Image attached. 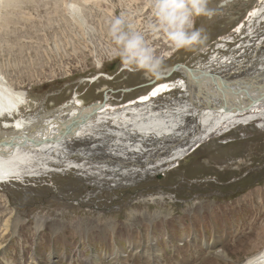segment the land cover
<instances>
[{
  "label": "rangeland",
  "instance_id": "374dc122",
  "mask_svg": "<svg viewBox=\"0 0 264 264\" xmlns=\"http://www.w3.org/2000/svg\"><path fill=\"white\" fill-rule=\"evenodd\" d=\"M69 2L18 0L13 7H0V72L26 96L18 115L0 120L9 123L5 132L19 117L28 121L47 114L50 120L77 101L84 107L106 101L117 108L157 83L179 84L178 73L155 79L109 58L115 46L108 25L121 13L163 59V75L174 64L202 69L214 60L228 63L212 71L227 82L255 80L264 73L257 70L264 63V2L259 0H209L215 14L196 18V27L207 33L206 43L179 51L162 34L148 31L150 0H72L82 18L69 13ZM255 8L258 18L246 22ZM241 24L240 33H234ZM176 95L164 100L184 96ZM188 101L187 94L185 108L193 112ZM157 102L161 109L164 102ZM225 117L212 131L221 130L225 121L236 126H224L222 135H204L195 151L188 144L190 151L172 170L159 166L172 154L183 157L172 153L179 146L168 143L170 138L168 144L157 139L150 156H138L141 144L107 137L96 128L106 143L74 141L59 156L48 155L31 167L40 172L0 184V264L244 262L264 246V121L245 125L248 121ZM260 118L264 112L255 119ZM212 121L201 122L204 127L215 125ZM187 124L193 135V119ZM110 128L120 126L114 122ZM163 144L172 151L163 154ZM123 150L137 151L136 165L119 159L129 155Z\"/></svg>",
  "mask_w": 264,
  "mask_h": 264
},
{
  "label": "bare ground",
  "instance_id": "6f19581e",
  "mask_svg": "<svg viewBox=\"0 0 264 264\" xmlns=\"http://www.w3.org/2000/svg\"><path fill=\"white\" fill-rule=\"evenodd\" d=\"M16 1L18 0H0V7H13ZM259 2L263 3L264 0H259ZM258 14L259 10H256V8L251 10L246 22H248L250 18H258ZM236 31L237 29H235L234 33H236ZM262 58L264 59V57ZM214 61L210 62V65L207 67L202 69L196 68L194 70V75L196 77L200 76L199 79L192 80L185 69L180 67L177 69V71L172 73V75L174 73H178L182 77L180 79L181 81H178L179 84L177 83V80L157 83L149 89L150 92L148 91L142 96L126 101L125 103L120 104L117 108H114L108 104H104V109H102L103 107L99 108L98 111L94 115H91L89 118H87L85 122H80L79 125L81 126L70 130L66 138L63 140H59V135L64 129V125L66 123L65 121L70 118L77 119L78 121L83 119L87 114L90 113L93 105L84 107L79 101H77L76 103H73V105L57 110L59 114L55 116H49L52 117L50 120L45 119L47 114H42L36 119L28 121H25L20 117L15 119L13 121L15 122L13 127L11 126L12 131H0V138L2 137V139L4 138L6 140L13 139L16 143L13 147L0 148V152L2 153L0 154V184L7 182V180L12 181L11 179L14 180L25 176L27 177V175L29 176L34 174L35 171L38 173V168L36 170L35 168L33 169L31 167H33L35 164H38V161H47L45 157L48 155L55 156L56 154L59 156V154H62L63 150H65L64 148H66L67 145L69 146V144L72 145V142L74 141L76 142L77 140H82L85 142H91V139H94L98 143L99 141H104L102 140L104 139L102 137L104 136L103 133L99 136V134L94 131L96 128L99 129V132L105 130V132H107V137L109 135H114L115 137H120L123 141H135V143L137 142L141 144V147H153L152 149L144 150L140 147L138 156L144 155L148 157L152 154V150L156 151L157 146L155 147V144L158 143L156 142L157 139L160 140V143L165 144L177 142V146H179V148L178 150L173 149L175 152L172 153H175V156L179 153H181L179 155L185 156L190 151L188 144H193V146H195L193 148L195 149L192 148V150L195 151L197 149L196 147L200 145L201 142H203L204 135L212 136L220 131L218 129H214L212 131V126L218 127V125L222 123L221 117L223 115L229 117H225L227 120L234 119V121H248V123L246 122L245 125L254 121H264V119L261 118L260 120L255 119L263 116L264 97L259 103L246 112L237 113L236 110L222 109L223 102L226 103L228 108H235L239 106L245 107L249 102V97L243 94L246 90L251 92L253 97H258L261 92H264V73H261L259 77H253L255 80L245 77L242 82H235L234 80L227 82V80L225 81L224 79H221V76L219 77L218 81L213 82L209 78L201 77L202 72L213 74L212 71H214L215 66H219L218 68H225L228 64L226 62H219L218 64H215ZM259 68L257 70L264 69V63ZM172 75L168 76L167 78L169 79ZM163 76L164 77H161L166 78V73ZM178 92L180 94H184V96L178 97L179 99H175L173 102L167 99L164 100L166 96L172 95L173 93L177 94L176 96H178ZM192 93L196 95L195 98L193 97ZM187 94L189 101L191 102V106L193 105L195 107L193 112H189L188 109L185 108L187 103H184V99ZM194 99L197 100L196 103H199L198 105H196L195 101L193 102ZM159 100L164 102V104L162 103L163 106H161V109H159V105H154L158 104L157 101ZM25 103V94L14 91L7 83L3 74L0 72V120H2L4 117L10 119L18 115L20 113V109L25 105ZM156 110H160V112L156 113ZM163 113H165V116ZM159 114H161V116H159ZM206 117L211 119L213 118V121L216 123L215 125H208L211 126L210 132L206 123L204 124V127L207 128L204 129L203 122H201L204 121ZM121 119L122 121L119 122ZM188 119H193V127L191 126L193 135H190V132L187 129ZM114 122H117V124L120 126V128H117L118 131L111 130L110 128V125ZM225 122L226 124H224ZM225 122H223V125L226 127L236 126L231 122ZM234 123L241 124L237 122ZM3 126L5 129H7L9 128V123H4ZM223 128L224 127H222V129ZM88 131H92L91 135H88ZM24 137H29L34 140L51 138L52 141H44L43 143L35 145L29 144L27 141L26 145H22L24 143ZM168 138H170V141L166 143L169 140ZM104 142L106 143V141ZM182 143H185L187 147H183ZM104 146L107 147V145ZM164 149L166 151L163 152V154H166L167 152L170 153L172 151H169V147L165 145ZM130 151L132 152H121L123 155L127 153L129 155H127L128 157L126 156V158L119 157V159L127 160L128 162H132L134 165H136L137 161L135 155L137 154L135 153H137V151ZM113 156L118 158L116 154ZM179 159L180 158L173 159L172 154L168 156L167 159H165V162H162L159 166H167L168 164L167 167H169V162H175ZM119 163L120 162H118V164ZM123 163H125V161ZM250 262L251 264H264V246L260 250L256 251V253L254 252L251 256L247 257L245 261L240 264H250Z\"/></svg>",
  "mask_w": 264,
  "mask_h": 264
},
{
  "label": "clouds",
  "instance_id": "9594fccd",
  "mask_svg": "<svg viewBox=\"0 0 264 264\" xmlns=\"http://www.w3.org/2000/svg\"><path fill=\"white\" fill-rule=\"evenodd\" d=\"M208 4L209 0H150L151 17L147 29L162 34L176 51L194 50L208 39L205 30L196 27V18H211L215 14ZM67 8L70 14L82 18L79 6L72 0ZM108 36L115 46L109 58H119L121 66L127 71H139L148 77L161 78L163 59L149 46L145 33L129 22L125 14L121 13L110 20Z\"/></svg>",
  "mask_w": 264,
  "mask_h": 264
},
{
  "label": "water",
  "instance_id": "95a60500",
  "mask_svg": "<svg viewBox=\"0 0 264 264\" xmlns=\"http://www.w3.org/2000/svg\"><path fill=\"white\" fill-rule=\"evenodd\" d=\"M180 67L185 69V71L189 74V76H190V78L192 80H196V79L200 78V76L196 77L194 75V70L195 69H192V68H190L188 66H185V65H182V64H174L172 67H170L168 72H166V78L168 76L172 75V73L177 71V69L180 68ZM162 77H164V76L162 75ZM201 77L209 78L213 82H216V81L219 80V77H221V76L217 75V74L215 75V74H211V73H207V72H202ZM162 79H164V78H162ZM221 79H224L226 81V79L223 78V77H221ZM153 82L154 81L150 82V84L153 83ZM243 94L245 96L249 97V102H248V104L245 107L239 106V107H235V108H228L226 103L223 102L222 109H224V110H226V109H228V110H236L237 113L246 112V111H249L252 107H254L257 103H259L262 100V98L264 97V92H261L258 97H253L251 95V92H249L248 90H246ZM104 104H106V101L103 104H94L92 110L90 111V113L87 114L83 119H81L79 121L77 119H72V118L66 120L65 121L66 123L64 125V129H63L62 133L59 135V140H63L64 138H66V136L68 135L70 130H73V129L81 126V125H79L80 122H85L86 119L89 118L91 115H94L98 111L99 108L103 107L102 109H104ZM4 130H5V127L1 123L0 124V131H4ZM3 139H2V137L0 138V148L1 147H13L16 144L13 139H9V140H6V139L3 140ZM23 140H24V143L22 145H26L27 141H28L29 144H33V145L39 144V143H43L44 141H46V142H51L52 141L51 138L34 140V139L29 138V137H24ZM0 154H2V153L0 152Z\"/></svg>",
  "mask_w": 264,
  "mask_h": 264
},
{
  "label": "built area",
  "instance_id": "2783aa9c",
  "mask_svg": "<svg viewBox=\"0 0 264 264\" xmlns=\"http://www.w3.org/2000/svg\"><path fill=\"white\" fill-rule=\"evenodd\" d=\"M248 15H249V14H248ZM241 26H243V25L241 24ZM241 26L237 27V30H238Z\"/></svg>",
  "mask_w": 264,
  "mask_h": 264
},
{
  "label": "flooded vegetation",
  "instance_id": "af4514ba",
  "mask_svg": "<svg viewBox=\"0 0 264 264\" xmlns=\"http://www.w3.org/2000/svg\"><path fill=\"white\" fill-rule=\"evenodd\" d=\"M147 91H148V90H147ZM139 95H141V94H139ZM139 95H137V96H139ZM137 96H136V97H137Z\"/></svg>",
  "mask_w": 264,
  "mask_h": 264
}]
</instances>
